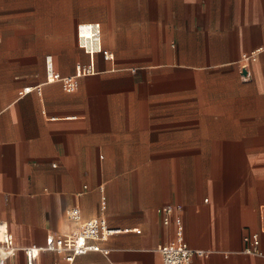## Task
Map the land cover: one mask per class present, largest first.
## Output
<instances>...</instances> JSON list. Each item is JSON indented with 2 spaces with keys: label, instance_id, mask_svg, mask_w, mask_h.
Returning a JSON list of instances; mask_svg holds the SVG:
<instances>
[{
  "label": "crops",
  "instance_id": "1",
  "mask_svg": "<svg viewBox=\"0 0 264 264\" xmlns=\"http://www.w3.org/2000/svg\"><path fill=\"white\" fill-rule=\"evenodd\" d=\"M60 1L0 0V222L18 248L8 264H27L23 249L50 234L70 246L75 207L117 232L100 243L109 254L45 252L35 264H163L158 247L183 242L204 252L191 264H264V0H119L168 18L161 62L74 41L61 53V32L100 30L77 19V0L62 13ZM79 75L74 93L59 81ZM254 235L259 254H248Z\"/></svg>",
  "mask_w": 264,
  "mask_h": 264
},
{
  "label": "rangeland",
  "instance_id": "2",
  "mask_svg": "<svg viewBox=\"0 0 264 264\" xmlns=\"http://www.w3.org/2000/svg\"><path fill=\"white\" fill-rule=\"evenodd\" d=\"M104 2L91 1V8H85L84 1H76L77 19L93 22L99 25L100 32L79 33L78 23L74 33L61 32L60 51L67 52V44L75 42L78 51L82 46L94 50H114L112 56L118 55L127 58H139L149 55H157V61H163V48L167 35L165 23L168 21L164 16H145L139 11H121L122 3L119 0H109L106 11L103 6H97ZM136 5L138 1H127L125 4ZM66 1H60L61 13L66 11ZM86 4H88L86 2ZM124 4V5H125ZM91 6V5H90ZM114 9V11H111ZM82 50V51H83ZM85 52V51H84ZM86 53H89L88 51ZM108 54V55H110Z\"/></svg>",
  "mask_w": 264,
  "mask_h": 264
},
{
  "label": "built area",
  "instance_id": "3",
  "mask_svg": "<svg viewBox=\"0 0 264 264\" xmlns=\"http://www.w3.org/2000/svg\"><path fill=\"white\" fill-rule=\"evenodd\" d=\"M258 53L250 56H244L248 61L256 59ZM112 57V55H108ZM52 58H47V71L49 79L54 80ZM92 72V68L88 67L86 74ZM79 76H67L61 78L59 81L63 88L74 93L79 87ZM52 80V81H53ZM31 88L25 89L29 92ZM174 209L166 207L162 210L163 213L170 215ZM70 219L74 224L73 231L70 235L72 244L66 245L65 239L59 234H50L46 243L43 246H32L24 248L27 259V264H35L39 255L45 252H63L70 256L71 260H75L79 256H84L92 252H100L105 255L109 254V250L102 248L101 242L108 240L116 231L109 228L107 222L103 218H95L91 220H84L81 209L75 207L70 212ZM169 224V220L164 222ZM245 242L249 244L246 249L248 254H259L257 252L260 241L257 235L250 238H245ZM17 246L13 234L10 232L7 224L0 222V264H8L17 253ZM158 252L162 257L163 264H191L194 256L202 257L204 252L194 250L189 247L187 243H179L174 245H162L158 247Z\"/></svg>",
  "mask_w": 264,
  "mask_h": 264
},
{
  "label": "water",
  "instance_id": "4",
  "mask_svg": "<svg viewBox=\"0 0 264 264\" xmlns=\"http://www.w3.org/2000/svg\"><path fill=\"white\" fill-rule=\"evenodd\" d=\"M244 72H246V70Z\"/></svg>",
  "mask_w": 264,
  "mask_h": 264
}]
</instances>
